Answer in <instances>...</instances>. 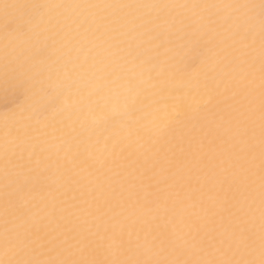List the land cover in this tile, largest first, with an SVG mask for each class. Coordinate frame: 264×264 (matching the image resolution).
<instances>
[{"label": "snow or ice", "instance_id": "1", "mask_svg": "<svg viewBox=\"0 0 264 264\" xmlns=\"http://www.w3.org/2000/svg\"><path fill=\"white\" fill-rule=\"evenodd\" d=\"M0 264H264V0H0Z\"/></svg>", "mask_w": 264, "mask_h": 264}, {"label": "bare ground", "instance_id": "2", "mask_svg": "<svg viewBox=\"0 0 264 264\" xmlns=\"http://www.w3.org/2000/svg\"><path fill=\"white\" fill-rule=\"evenodd\" d=\"M3 125V108L0 106V135H2Z\"/></svg>", "mask_w": 264, "mask_h": 264}]
</instances>
